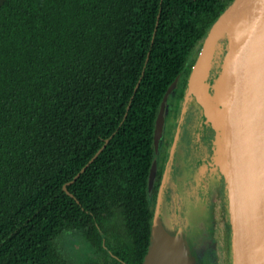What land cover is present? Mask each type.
Listing matches in <instances>:
<instances>
[{
  "label": "trees",
  "instance_id": "16d2710c",
  "mask_svg": "<svg viewBox=\"0 0 264 264\" xmlns=\"http://www.w3.org/2000/svg\"><path fill=\"white\" fill-rule=\"evenodd\" d=\"M231 2L5 1L0 264H70L65 230L87 238L92 264H142L160 102Z\"/></svg>",
  "mask_w": 264,
  "mask_h": 264
},
{
  "label": "water",
  "instance_id": "95a60500",
  "mask_svg": "<svg viewBox=\"0 0 264 264\" xmlns=\"http://www.w3.org/2000/svg\"><path fill=\"white\" fill-rule=\"evenodd\" d=\"M5 1L0 0V7ZM215 54L217 59L211 63ZM194 56L204 70L188 77L183 109L195 99L202 106L204 120L216 131L214 157L224 173L232 264H264V0H232ZM180 77L168 86L159 105L153 138L156 151L167 100ZM156 166L154 160L149 191ZM64 188L71 194L66 184ZM142 264H193L182 233H172L161 221L159 210Z\"/></svg>",
  "mask_w": 264,
  "mask_h": 264
},
{
  "label": "flooded vegetation",
  "instance_id": "af4514ba",
  "mask_svg": "<svg viewBox=\"0 0 264 264\" xmlns=\"http://www.w3.org/2000/svg\"><path fill=\"white\" fill-rule=\"evenodd\" d=\"M194 55L191 63L196 59ZM189 70L181 74L167 100L157 151L153 140L151 166L154 160L157 166L151 191V166L147 182L152 225L159 210L164 225L172 233H182L193 264H232L224 173L214 157L216 131L204 120L198 101L192 99L183 109ZM214 231L223 236V245L214 238Z\"/></svg>",
  "mask_w": 264,
  "mask_h": 264
},
{
  "label": "rangeland",
  "instance_id": "374dc122",
  "mask_svg": "<svg viewBox=\"0 0 264 264\" xmlns=\"http://www.w3.org/2000/svg\"><path fill=\"white\" fill-rule=\"evenodd\" d=\"M222 41L224 40L222 39ZM216 59L217 57L215 54V56L211 58V63L216 61ZM189 69H190L189 76L192 75L194 77H197V75L202 73V71L204 70V64L200 66L197 63V59H195L194 61H192ZM229 223H230V220H229ZM230 228H231V225H230ZM215 233L216 232L214 231L213 233L214 238L215 237L219 238V240H221L220 246L223 245L222 244L224 241L223 236L219 235L218 232L216 233L217 235H215ZM55 241H56V245L61 249L62 254L68 259L70 264H92L93 259L91 257L92 255L94 257L96 254L92 252V255H90L91 254L90 250L92 248L91 244L81 231L65 230L56 237ZM226 248L227 247L225 245V249Z\"/></svg>",
  "mask_w": 264,
  "mask_h": 264
}]
</instances>
